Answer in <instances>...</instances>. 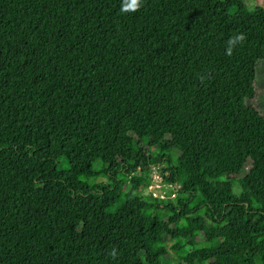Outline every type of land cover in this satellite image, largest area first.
Masks as SVG:
<instances>
[{"label": "trees", "instance_id": "trees-1", "mask_svg": "<svg viewBox=\"0 0 264 264\" xmlns=\"http://www.w3.org/2000/svg\"><path fill=\"white\" fill-rule=\"evenodd\" d=\"M124 2L0 0V264H264V9Z\"/></svg>", "mask_w": 264, "mask_h": 264}, {"label": "rangeland", "instance_id": "rangeland-1", "mask_svg": "<svg viewBox=\"0 0 264 264\" xmlns=\"http://www.w3.org/2000/svg\"><path fill=\"white\" fill-rule=\"evenodd\" d=\"M249 8L261 7L264 9V0H243ZM248 91L251 96L250 100L246 104L247 117L244 120L242 126L248 129H252L255 124L264 116V61H258L254 67V73L248 79ZM238 111H233L230 114V119H234L239 116ZM144 136L153 137V142L159 144L160 137L153 133H144ZM162 151H167L176 160L178 168L183 170L186 168V159L183 155L172 146V142L165 140L161 145ZM238 185H234V190L238 191ZM65 194L56 189L52 194L50 201L52 203H60L65 201Z\"/></svg>", "mask_w": 264, "mask_h": 264}, {"label": "built area", "instance_id": "built-area-1", "mask_svg": "<svg viewBox=\"0 0 264 264\" xmlns=\"http://www.w3.org/2000/svg\"><path fill=\"white\" fill-rule=\"evenodd\" d=\"M170 187H171L170 184L165 185L161 183L159 181V176L157 175V173L154 170H152L150 175V181L145 189V192L147 195L151 196L152 198L164 199L166 197L173 196L172 194H170L169 196L166 195V192Z\"/></svg>", "mask_w": 264, "mask_h": 264}, {"label": "clouds", "instance_id": "clouds-1", "mask_svg": "<svg viewBox=\"0 0 264 264\" xmlns=\"http://www.w3.org/2000/svg\"><path fill=\"white\" fill-rule=\"evenodd\" d=\"M139 7V0H125L121 11L128 10H136ZM244 39L243 34L236 36L234 38L229 39V48L226 50V54L231 55L232 46H234L237 42L242 41Z\"/></svg>", "mask_w": 264, "mask_h": 264}]
</instances>
